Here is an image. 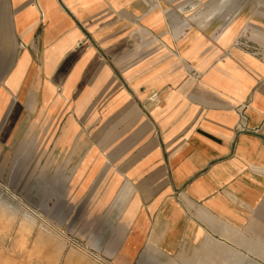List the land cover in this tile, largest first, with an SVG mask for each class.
Masks as SVG:
<instances>
[{
    "label": "crops",
    "instance_id": "crops-1",
    "mask_svg": "<svg viewBox=\"0 0 264 264\" xmlns=\"http://www.w3.org/2000/svg\"><path fill=\"white\" fill-rule=\"evenodd\" d=\"M253 4L213 41L220 22L175 38L142 0H0V125L16 105L12 127L32 119L85 160L73 205L116 240L117 264L153 251L264 264V0ZM139 30L177 56L139 55L156 46ZM151 91L165 96L152 110Z\"/></svg>",
    "mask_w": 264,
    "mask_h": 264
},
{
    "label": "rangeland",
    "instance_id": "rangeland-1",
    "mask_svg": "<svg viewBox=\"0 0 264 264\" xmlns=\"http://www.w3.org/2000/svg\"><path fill=\"white\" fill-rule=\"evenodd\" d=\"M256 1L142 0L149 12L160 14V21L173 29L175 38L187 33L191 25L205 21L202 28H207L206 24L220 22L209 35L213 41L221 37L243 4L253 7ZM232 8L235 10L231 12ZM146 17L138 16L133 21L141 24ZM163 37L161 32L151 34L139 30L138 40L149 39L146 44L156 46L144 43L137 46V53L160 58L177 56V48L164 44ZM181 66L191 81L201 77L191 64L181 62ZM1 92L0 88V103L3 101ZM145 99V108L152 110L163 103L165 96L151 91ZM16 114V105L10 106L0 125V264H117V256L113 254L116 240L103 237L104 224L90 220L89 208L73 205L77 192H73L72 186L80 185V168L85 160L69 159V143L49 141L48 136L43 135V126L30 125L32 119L26 126L12 127ZM221 226L223 224L219 226V235ZM40 233L44 239L34 249L32 242ZM219 240L225 242L222 237ZM59 247L61 254L57 252ZM198 255L199 250L196 257ZM179 257L180 260L177 256L164 260L153 251L143 253L134 264L193 261L191 255Z\"/></svg>",
    "mask_w": 264,
    "mask_h": 264
},
{
    "label": "bare ground",
    "instance_id": "bare-ground-1",
    "mask_svg": "<svg viewBox=\"0 0 264 264\" xmlns=\"http://www.w3.org/2000/svg\"><path fill=\"white\" fill-rule=\"evenodd\" d=\"M44 239V237L42 236V234L40 233L32 242V247L34 249L38 248L41 245L42 240Z\"/></svg>",
    "mask_w": 264,
    "mask_h": 264
},
{
    "label": "built area",
    "instance_id": "built-area-1",
    "mask_svg": "<svg viewBox=\"0 0 264 264\" xmlns=\"http://www.w3.org/2000/svg\"><path fill=\"white\" fill-rule=\"evenodd\" d=\"M241 117L244 118V113L243 112L241 113ZM243 127L244 126L241 123H239L238 126H237V129H244Z\"/></svg>",
    "mask_w": 264,
    "mask_h": 264
}]
</instances>
